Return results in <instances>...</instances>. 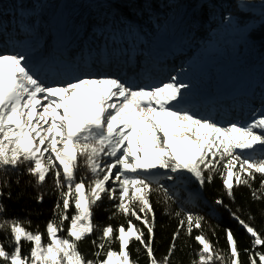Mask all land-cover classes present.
<instances>
[{
  "label": "snow or ice",
  "instance_id": "6c2138e0",
  "mask_svg": "<svg viewBox=\"0 0 264 264\" xmlns=\"http://www.w3.org/2000/svg\"><path fill=\"white\" fill-rule=\"evenodd\" d=\"M190 87L175 76L148 87L87 75L48 85L24 55L0 53V175L14 174L19 183L24 169L36 187L53 179L59 194L46 224L47 242L44 233L29 230L31 221L5 218L0 203V264H139L132 245L138 255L143 249L148 264H171L181 229L200 246L191 264H244L231 229L225 230V253L206 236L205 218L183 208L175 213L179 226L167 255L155 256L151 197L162 196L165 204L177 200L176 190L162 181L184 186L194 180L203 188L219 175L233 202L241 185L253 200L264 201V114L222 124L181 107ZM81 168L87 173L78 176ZM257 176L259 188H253ZM4 187H10L6 178L0 197ZM105 198L115 209L109 219L124 217L116 228L94 223V209ZM36 199L42 202L43 195ZM215 203L228 207L221 199ZM228 210L252 238V247L244 249L248 264H264V250H256L264 235ZM98 230L102 235L91 240L89 259L79 246ZM24 242L30 244L27 254Z\"/></svg>",
  "mask_w": 264,
  "mask_h": 264
},
{
  "label": "trees",
  "instance_id": "16d2710c",
  "mask_svg": "<svg viewBox=\"0 0 264 264\" xmlns=\"http://www.w3.org/2000/svg\"><path fill=\"white\" fill-rule=\"evenodd\" d=\"M19 1L9 0L15 7ZM29 1L30 13H34L35 9L37 10V5L44 0ZM207 1L200 0V6L192 13V18L198 19L202 23L203 29H201L200 37L191 42V53L185 55L184 63L191 62L193 65L195 59L198 58L202 61L205 69L199 75L192 76L190 88L203 94H212V82L215 83V80L212 79L214 69L217 64H221L217 73H220L219 75L226 83L234 86L235 89L241 85L254 94V108L249 110L247 116H242L238 121H235L245 123L253 118V114H264V95L260 98L259 94L264 93V0H243V2L241 0H209L210 4ZM96 2L97 0H66L65 19L67 22L70 19L74 21L70 32L72 36L78 34L84 16H89L91 26L94 24V28L89 33L91 37H95L98 31H104V21L101 23L100 16L102 14L110 15L114 7L103 5L97 8ZM109 2L120 4V1L116 0H109ZM186 2L189 3V7H193L196 0H187ZM131 4L124 5L128 7L134 17L138 18V26L143 35L148 39L155 38L160 31L157 29L165 28V22L160 17L157 18V15L151 10H139L137 7H132ZM169 8L171 9L170 5ZM122 23V28L127 26L123 21ZM135 29V24H132L122 30V33L127 31L134 33ZM181 30L180 34L182 35L192 33L190 25L182 27ZM200 38H202L201 41H199ZM21 171L24 174L20 176L19 183L16 182L17 178L14 174H9L7 177L0 175V181L6 178L10 185V187L2 189L4 195L0 197V203L5 209L4 217L31 221L29 230L35 232L38 229L44 233V240L47 242L46 224L53 218V209L59 194L55 190L53 179L46 178V182L42 186L36 187L35 178L29 176L24 169ZM86 173L87 170L81 168L78 176ZM88 175L90 179L91 176ZM162 183L170 189L176 190L177 200L175 203L165 204L162 196L154 194L151 197L155 215L154 248L157 259H163L167 255L173 233L179 226V218L176 217L175 213L183 208L185 211L205 218L206 223L203 224V228L206 236L217 249H221L225 253L229 251L225 230L231 229L238 242V248L241 252L240 259L244 264H248V256L244 249L252 247V238L233 219L228 209L264 235V201L253 200L249 188L241 185L234 189L235 202H233L226 195L219 175L215 176L211 183H206L203 188L194 180L188 181L184 186H176L166 180ZM259 184L260 179L257 176L252 187L259 188ZM9 193L11 194L10 197ZM41 194L43 200L37 202L36 197ZM217 199H221L228 206L227 209L218 206L215 203ZM158 200L159 202H157ZM98 205L94 209V223L100 229L109 224L116 228L124 223L122 215H116L114 219H109V216L115 211L112 207V201L105 198L102 202H98ZM73 210L70 209L69 211ZM136 223L139 224V222ZM25 227L28 225L25 224ZM144 230L146 231V229ZM213 230L215 234H213ZM198 231L194 229L193 236L198 234ZM101 235L102 231L98 230L80 244V251L89 259L93 258L92 252L95 251L91 240ZM0 243H3L2 233H0ZM5 247L8 248L7 244ZM199 247L198 243L193 238L186 236L184 230L181 229L171 264H191L193 259H197L196 252ZM29 248L30 244L24 242L23 252L25 254L28 253ZM113 248L118 250V244H114ZM131 249L133 259H138L139 264H148L143 249L139 255L136 253L135 245H132ZM8 250L11 251L12 249L8 248ZM256 250H264V246H257Z\"/></svg>",
  "mask_w": 264,
  "mask_h": 264
},
{
  "label": "rangeland",
  "instance_id": "374dc122",
  "mask_svg": "<svg viewBox=\"0 0 264 264\" xmlns=\"http://www.w3.org/2000/svg\"><path fill=\"white\" fill-rule=\"evenodd\" d=\"M97 0L95 4H97V8L102 7L103 5H111L113 8V12H111L110 15H103L100 16V21L103 23V27H105L104 31L97 32L95 37H91L89 34L91 32V29L94 28L91 26L90 18L89 16H84V19L82 20V23L79 26V32L77 35H71L68 36V34H65L63 37V30L67 33L69 31L71 32V27H73V20L70 19L66 23L65 19V5L66 0H44L42 3L37 5V10L35 9L34 13H30V1L29 0H20L19 3H17V7L14 6V4H11L9 0H0V25H5L7 22L12 21L13 23H20V24H35V30H36V36L42 38L41 42H44L46 46H42L39 49V53L37 55H41L44 52L43 48L46 47V49L50 48L52 52L54 48H57L58 46L62 45L63 43V49L62 52L66 54H75L79 53L80 50H67L68 45H76L82 46L85 49H92V45H95L97 43H101L104 45V41L106 39L112 40V37L116 35L117 33H121L125 36H127V41L129 43H137L139 46L144 48L145 46L148 47V49H154L155 51L158 50L160 53L159 56L156 54H152V57L155 59L157 57L160 58L162 61H169L171 64L176 63V66L173 68L171 67L168 71V81L171 77L175 76L178 78L179 81L187 84H191L192 76H197L200 73L203 72L204 65L202 64V61L198 58L195 59V63L192 65V63H184V57L180 59L178 57V53L173 54L170 53L169 50L172 46H178L176 50L183 49V44L186 45V53H191L192 41H196L200 37L202 23L197 19L194 20L192 18V13H194L193 10L198 9L200 6V0H196L195 5L193 7H189V3L186 2L187 0H116L120 1V4L113 3L111 4L109 0ZM132 3V7H137L139 10H151V12L155 13L157 15L156 17L162 19L165 22V28H158L160 29L158 35L155 38L148 39L146 36L143 35L142 30L138 26V18L134 17L133 14L130 13L128 10V7L124 4ZM208 4L209 0L207 1ZM16 5V4H15ZM171 6V9L169 10L168 7ZM58 23V27H62L61 25L64 24V27L61 28L60 31H57V29L53 27V23L55 21ZM86 20V21H85ZM85 21V22H84ZM122 21L126 23L127 26L122 28ZM64 22V23H63ZM66 24V25H65ZM135 24L136 29L133 32H125L122 33V30L126 29V27ZM191 26L192 33L188 34H180L182 27ZM63 29V30H62ZM49 30V32L46 33V31ZM32 32V31H31ZM60 36L59 41L56 42V38H54L55 33ZM49 33L51 34V37L53 39H50ZM114 34V35H113ZM132 36H129V35ZM118 35V34H117ZM29 36V35H26ZM182 36V37H181ZM131 37V38H129ZM137 37L138 39H136ZM114 40V39H113ZM202 38L199 39L201 41ZM115 41V40H114ZM179 43L177 44V42ZM65 43V44H64ZM182 44V46H180ZM22 47V46H21ZM23 49V48H22ZM92 53V52H91ZM81 54V53H79ZM150 57V56H149ZM34 63H36L39 59L38 58H30ZM50 61V56H48L44 62ZM52 61V60H51ZM180 61V62H179ZM178 64V65H177ZM186 66V67H184ZM221 67V64H217L214 69V75L212 77L213 80H215V83L212 82V90L216 91H222V92H233L236 91L234 86H231L230 84L226 83L224 79L222 78L220 73L218 72V69ZM175 69V71H173ZM182 71L183 74H182ZM211 79V80H212ZM160 81V80H158ZM158 81L155 84H158ZM154 86V85H152ZM264 88V87H263ZM237 91L239 93L245 94V97H249L251 93H248L250 91L245 90L244 87H238ZM200 92L196 91L193 88H190L185 93V101L181 105L183 108H190L192 111L196 112L199 115H206L207 113H210V117L217 120L218 122L222 124L232 123L230 119L238 118L235 114L230 116L229 110L223 111L220 109L221 114H218L214 109L213 105H209L211 112H209V109L205 108H197L193 102H188L189 99H195ZM260 98L264 95V93H259ZM254 95V94H253ZM251 105L246 104L249 106L246 108V105L243 107V111L250 110V108H254V97L250 99ZM186 106V107H185ZM208 107V108H209ZM240 107H236L235 109L238 110ZM198 109L204 110L203 113L198 112ZM207 110V111H205ZM237 110L234 111V113L237 112ZM241 110V109H240ZM247 113V112H246ZM244 113L243 115H245ZM216 115V116H215ZM230 120V121H228ZM190 197V196H189Z\"/></svg>",
  "mask_w": 264,
  "mask_h": 264
},
{
  "label": "bare ground",
  "instance_id": "6f19581e",
  "mask_svg": "<svg viewBox=\"0 0 264 264\" xmlns=\"http://www.w3.org/2000/svg\"><path fill=\"white\" fill-rule=\"evenodd\" d=\"M52 23H53L54 29L56 28L57 31H60L61 30L62 27H58L57 26L58 23L56 21L55 22H52ZM18 24H19V26L24 27L26 29L29 28L28 25H25V24L23 25V24H20V23H18ZM47 32H49V30H47L46 33ZM31 34L32 35L18 38V42H19V44L23 48L22 51H23V55L24 56H27L29 58H33V57L34 58H38L39 60L36 62L37 64L39 62L43 63L44 60L48 56H52L53 58H56L58 56V54H55L54 52H52L50 48L46 49V47H47L46 44H44V42H41L42 41V38L37 37L35 32H32ZM49 36H50V33H49ZM59 37L60 36L56 32L54 38L59 39ZM50 39H53V38L50 36ZM44 45L46 46V47L43 48V50H44L45 53H43L41 55H37L39 53V49L42 46H44ZM69 46L72 47V48H68L67 50H75V51L76 50H80L79 53L82 54V57L83 56L85 57L88 54L87 52L89 50L87 48L85 49L84 47L78 46V45H76V47H74V45H68V47ZM151 56H153V55H151ZM60 60H69V59H68L67 55H60ZM78 77H82V76L80 75Z\"/></svg>",
  "mask_w": 264,
  "mask_h": 264
}]
</instances>
